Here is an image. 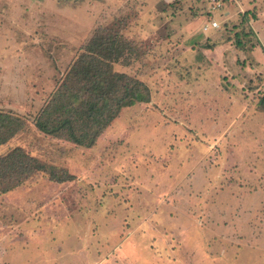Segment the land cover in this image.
<instances>
[{"label": "rangeland", "instance_id": "1", "mask_svg": "<svg viewBox=\"0 0 264 264\" xmlns=\"http://www.w3.org/2000/svg\"><path fill=\"white\" fill-rule=\"evenodd\" d=\"M0 8V111L26 122L0 156L22 148L48 168L0 190V264H264V0ZM98 29L122 34L115 71L151 100L87 148L36 120Z\"/></svg>", "mask_w": 264, "mask_h": 264}, {"label": "trees", "instance_id": "2", "mask_svg": "<svg viewBox=\"0 0 264 264\" xmlns=\"http://www.w3.org/2000/svg\"><path fill=\"white\" fill-rule=\"evenodd\" d=\"M208 14L207 18L212 19L213 14L210 11ZM211 24H205L203 31L207 32ZM122 38L117 31L98 29L85 47L79 49L80 53H76L36 120L39 131L91 148L123 110L150 102L151 92L144 82L115 71V65L126 52V41ZM258 108L264 113V95ZM25 125L21 117L0 111V146L20 133ZM47 171L40 160L22 148H15L0 156V190L14 191L33 175ZM50 174L56 182L73 179L64 170L53 169Z\"/></svg>", "mask_w": 264, "mask_h": 264}, {"label": "built area", "instance_id": "3", "mask_svg": "<svg viewBox=\"0 0 264 264\" xmlns=\"http://www.w3.org/2000/svg\"><path fill=\"white\" fill-rule=\"evenodd\" d=\"M212 27H213V28L218 27V23L214 21V22L212 23Z\"/></svg>", "mask_w": 264, "mask_h": 264}, {"label": "crops", "instance_id": "4", "mask_svg": "<svg viewBox=\"0 0 264 264\" xmlns=\"http://www.w3.org/2000/svg\"><path fill=\"white\" fill-rule=\"evenodd\" d=\"M3 0H0V2H2ZM0 15H2V10H1V8H0ZM7 26V25H6ZM10 26V25H9ZM4 26H1V24H0V28H3ZM1 42H2V40H1Z\"/></svg>", "mask_w": 264, "mask_h": 264}]
</instances>
